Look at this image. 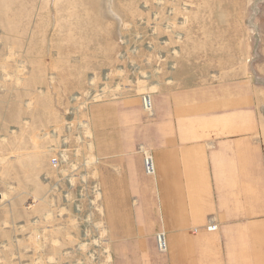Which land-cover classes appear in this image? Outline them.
Here are the masks:
<instances>
[{
  "label": "rangeland",
  "instance_id": "1",
  "mask_svg": "<svg viewBox=\"0 0 264 264\" xmlns=\"http://www.w3.org/2000/svg\"><path fill=\"white\" fill-rule=\"evenodd\" d=\"M124 101L129 127L111 129ZM98 106L103 139L133 135L152 178L154 126L202 144L193 158H230L231 234L264 251V0H0V264H117L96 219ZM217 231L165 227L155 249L175 264L172 236Z\"/></svg>",
  "mask_w": 264,
  "mask_h": 264
},
{
  "label": "crops",
  "instance_id": "2",
  "mask_svg": "<svg viewBox=\"0 0 264 264\" xmlns=\"http://www.w3.org/2000/svg\"><path fill=\"white\" fill-rule=\"evenodd\" d=\"M105 108L98 106L96 116ZM130 109L128 101L111 106V129L127 130L126 120L133 115ZM174 112L177 118L178 111ZM166 116L165 131L171 122ZM106 123L100 116L94 122L96 153L100 156L96 158V183L101 194V213H96V219L111 230L107 241L114 244L112 256L117 264H167L155 249L157 232L165 227H202L212 217L217 232L172 236L178 255L175 264H264L262 245L245 234H231L237 232L230 229L232 226L242 225L228 218L230 193L225 180L230 158H193L191 153L202 144L183 140L176 127L163 134L162 125L154 126L159 151L154 158L157 173L152 178L144 170V158L136 152L133 135L127 139V132L116 137L111 134L104 140ZM6 225V207L1 204L0 228Z\"/></svg>",
  "mask_w": 264,
  "mask_h": 264
},
{
  "label": "built area",
  "instance_id": "3",
  "mask_svg": "<svg viewBox=\"0 0 264 264\" xmlns=\"http://www.w3.org/2000/svg\"><path fill=\"white\" fill-rule=\"evenodd\" d=\"M144 108L148 111L150 109H152V102H151L150 98L144 99ZM53 163H54V166H57L58 161L56 159H54ZM154 166H155V163H154V160L151 157V155L146 156L145 168L149 174H154V172H155ZM215 229L216 228H213L212 230H215ZM157 247H158V250H160L161 252H164L165 250H167V242H166V238L164 237V235L158 236Z\"/></svg>",
  "mask_w": 264,
  "mask_h": 264
},
{
  "label": "bare ground",
  "instance_id": "4",
  "mask_svg": "<svg viewBox=\"0 0 264 264\" xmlns=\"http://www.w3.org/2000/svg\"><path fill=\"white\" fill-rule=\"evenodd\" d=\"M147 98H149V97H147ZM150 110H151V109H150ZM150 110H149V111H150ZM167 251H168V250H165L164 252H167Z\"/></svg>",
  "mask_w": 264,
  "mask_h": 264
}]
</instances>
